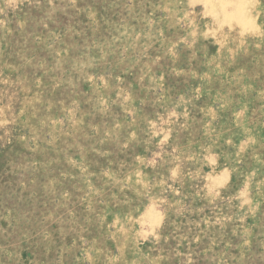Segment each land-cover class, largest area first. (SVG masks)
Listing matches in <instances>:
<instances>
[{"label": "rangeland", "instance_id": "1", "mask_svg": "<svg viewBox=\"0 0 264 264\" xmlns=\"http://www.w3.org/2000/svg\"><path fill=\"white\" fill-rule=\"evenodd\" d=\"M0 264H264V0H0Z\"/></svg>", "mask_w": 264, "mask_h": 264}]
</instances>
